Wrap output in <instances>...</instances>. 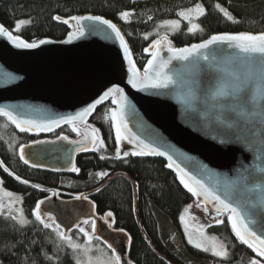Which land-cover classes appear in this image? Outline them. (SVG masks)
<instances>
[{
	"label": "water",
	"instance_id": "95a60500",
	"mask_svg": "<svg viewBox=\"0 0 264 264\" xmlns=\"http://www.w3.org/2000/svg\"><path fill=\"white\" fill-rule=\"evenodd\" d=\"M63 20L57 22L65 25L69 33L77 30L75 21L68 19L69 23L64 24ZM80 26L84 29L83 36L69 40L68 33L61 41L45 39L46 43L38 42L35 48L17 47L7 37L0 36V108L10 111L20 121L47 124L58 120V126L53 124L51 131L35 127L25 131L31 135H49L68 125H85L94 112L115 99L119 101L113 102L114 110L119 113L116 123L121 126L124 137L118 145L122 155L127 152L134 158L163 160L167 170L185 188L179 166L188 174L184 179L190 186L198 189L193 180L199 181L235 207L252 231L264 236V108L250 114L249 109L232 96L213 95L218 90L231 91V85L253 71L247 60L249 54L227 45H210L200 50L199 59L173 60L166 69L173 81L167 88H133L128 83L131 75L128 59L111 30L90 20H82ZM121 35L132 64L143 76L148 60L152 59L151 45L147 51L150 56L140 70L122 32ZM159 55L167 59L169 54L161 50ZM112 88L121 89L124 99L114 92L96 104L82 121L67 124L61 119L76 116ZM0 118L20 131L6 117ZM85 133L78 141L59 137L23 146L24 157L29 162L25 164L20 159L21 148L19 159L33 170L70 175L76 156L91 155L95 148L91 137L86 139ZM140 141L165 155H132L143 146ZM169 163L172 167H168ZM113 178L116 176L98 188L76 195H65L58 190L40 191L46 195L40 200L43 201L40 212L49 223L51 216L68 236L84 227L83 221L89 220L88 224L95 221L96 232L93 234L91 226L92 237L98 235L100 240L97 241L109 252L112 250L105 242L110 243L122 257L121 264H132L128 258L129 235L114 228L112 215H99L92 200ZM188 193L195 204L205 210L206 220L218 215L215 209L219 205L215 201L205 202L203 196Z\"/></svg>",
	"mask_w": 264,
	"mask_h": 264
},
{
	"label": "trees",
	"instance_id": "16d2710c",
	"mask_svg": "<svg viewBox=\"0 0 264 264\" xmlns=\"http://www.w3.org/2000/svg\"><path fill=\"white\" fill-rule=\"evenodd\" d=\"M196 3L205 9V15L197 21L202 31L188 33L185 23H181L177 30L157 27L163 20L170 19L172 13ZM216 4L226 9L236 22L224 17L215 8ZM122 11H129L132 15L127 20L121 19L119 13ZM83 15L101 16L117 25L140 70L150 56L145 49L159 35L168 34L173 46L181 48L200 43L212 34L264 32V0H0V25L26 43H38L45 39L61 41L70 30L53 17L70 19ZM21 20L29 23L22 24L17 30L16 22ZM113 110L114 105L110 100L94 112L91 123L99 129L103 146H99L90 156L78 157L75 168L79 171L69 176L27 168L20 162L10 142L2 138L0 129V161L8 173L20 179H10L1 168L0 177L7 190L21 196L24 219L28 221L21 225L10 216L0 215V264H75L72 252L67 247L54 252L57 240L55 232L52 228H44L32 216L36 203L43 198L40 191L58 188L69 194L83 193L98 188L113 176L116 178L92 200L99 215L110 212L114 228L129 235L128 258L132 264H249L252 259L261 260V264H264V259L235 236L228 222V214L212 215L211 219H219L221 223L207 230L227 244L228 254L225 258L214 257L186 242L180 225L181 215L192 204L200 207L167 170L163 160L134 158L121 153L117 157L118 146L111 116ZM5 120L0 119V124L8 123L10 131L17 137L14 145L22 146L39 138L18 131ZM70 127L59 130L54 136H68ZM101 172L107 175L90 185L89 179ZM25 180L28 183L22 182ZM18 181L23 184H18ZM88 225L91 228V224L85 226Z\"/></svg>",
	"mask_w": 264,
	"mask_h": 264
},
{
	"label": "snow or ice",
	"instance_id": "6c2138e0",
	"mask_svg": "<svg viewBox=\"0 0 264 264\" xmlns=\"http://www.w3.org/2000/svg\"><path fill=\"white\" fill-rule=\"evenodd\" d=\"M215 8L218 9L224 17H226L230 21H234V17L220 4H216ZM121 19L127 20L132 13L129 11H122L119 13ZM176 15L180 19H165L163 20L157 27H167L172 30H177L180 28L181 21H187L189 26L187 28L188 33H195L197 30H201L200 25L194 23L198 17H202L205 15V9L200 3H196L194 7L182 8L177 11ZM54 20L61 21L60 16H54ZM149 20L152 19L151 16L148 17ZM70 20L75 21L77 25V30L75 32L69 33V40L76 38L77 35L83 36L84 29L80 26V22L82 20H90L94 22H98L99 24L105 25L111 32L114 34L115 39L119 41L120 47L124 51L125 59H128L129 63V72L131 73L128 83L133 87H151V88H167L173 81L172 77L168 75L166 69H168L169 65L172 63L173 60H180V61H187L189 58H196L199 59L201 57L198 56L200 50L209 48L210 45H227L228 47H235L239 50L240 53L249 54L247 57L248 63L253 66V71L249 73V75L242 81L237 84L231 85V91L224 92L223 90H218L213 95H230L233 99H236L240 102L242 107H247L250 111V114H255L257 108H264V32L259 34H252L248 32H241V33H218L212 34L208 37V39L203 40L197 44H191L185 47L177 48L173 46L172 42L168 38V34L159 35L158 39L153 40L150 48H151V55L152 59H149L147 65L144 69V75L140 76L135 69V66L132 64L131 59L129 58V50L124 41L121 32L117 29L116 25L111 23L109 20L104 19L101 16H72ZM64 24H68L69 20L65 19L62 21ZM236 22V21H234ZM29 23V21H17L16 28L19 30L22 24ZM0 36H5L7 39L14 43L17 47L23 48H35L37 47L36 43H25L19 36H13L10 31L6 30L4 26L0 25ZM147 39V35L145 36ZM47 41L41 40L40 44H44ZM150 49H145V51H149ZM166 50L169 54L167 59L160 58V51ZM203 59H207V57H202ZM118 93L120 99L123 100V92L119 88H112L109 89L107 92L103 94L94 104L89 105L88 108H85L82 112L77 113L76 116L71 117H63L61 118L64 123L73 124L74 121L80 120L82 121L90 112L96 107V104L101 103L105 98L112 95V93ZM114 103H119L117 100H113ZM113 126L116 130V143L117 146L120 144V141L124 138L121 135V126L116 123L119 117V113L115 110L111 114ZM0 117H6L11 123L15 124L16 127L21 131L25 132L30 130L31 127H35L41 130H48L51 131V127L53 124L58 126V120H52L47 124H36L31 121H20L18 120L10 111L0 108ZM27 125V127L25 126ZM73 132L79 134L80 129L77 127L72 128ZM91 137L90 142L96 146L98 137L96 135V130L93 129L91 133L86 131L85 138ZM63 139H67V137H62ZM143 145V142H139ZM99 146H103V141H99ZM146 149V150H145ZM84 150H87L86 148ZM134 156H145V155H165L164 152H160L149 145H143L139 151H135L131 153ZM128 153L125 152L124 156H127ZM120 152L119 148H117V157L119 158ZM20 159L24 161L25 164H28V160L25 159L23 154V148L20 150ZM169 161L172 160V157H168ZM0 167H3L2 162H0ZM168 167H172V163L168 164ZM178 172L183 173L181 176V183L184 184L185 188L188 189L189 192L192 193L193 196H203L205 202L215 201L218 207H216L215 211L218 215L222 214V212H228L230 215L228 216V222L231 224V228L235 236L239 239L240 242L247 245L248 248L252 249L253 252L260 258H264V236L257 235L254 231H252L247 224L241 219L239 212L235 207H233L230 203L222 200L219 195H216L214 192L209 190L208 188L204 187V185L200 184L199 181L193 180V183L198 186L194 188L189 185L184 179L188 174L180 169L177 166ZM6 172L8 171L7 168L4 169ZM73 172L79 171L77 168L73 167L70 169ZM11 175V173H9ZM107 173H97V176H104ZM18 180L19 177H16ZM23 183H28V181H22ZM9 197L12 196V193H6ZM78 199H86V197H78ZM43 201H39L36 203L35 208L32 210V216L35 217L36 221H39L43 224L44 228H52L56 234L57 240L54 245V252L55 251H62L63 248L66 246L67 248L71 249L72 252L75 254L77 252L81 253L82 255L88 258V264H121L122 257L117 255L116 251L112 248L110 243H106L108 249H111V256L107 260H96L93 261L92 257L89 253L92 249L89 245H81L73 241V239L68 236V234L61 230L59 224L55 222V220L49 216L48 221H45L42 218V214L40 212L41 204ZM4 205L0 203V211H2ZM12 211H14L11 206L9 205V215L11 219L16 221L17 223L23 225L28 223L26 219H24L22 211H17V215H11ZM107 216H111V213H107ZM90 221L85 220L83 223L88 224ZM217 224H220L221 221L219 219L216 220ZM92 231L93 234L96 232V223L95 221H91ZM80 232L83 233L84 238L86 240L89 239V233L86 232L83 228L79 229ZM187 235V233H186ZM95 240H100L98 235L94 236ZM189 243H192L191 238H189ZM197 248L200 247L199 244L195 245ZM207 249H205L206 251ZM212 254L217 257H226L227 252L221 249H217L213 246ZM48 259H52L48 257ZM75 264H80V260L76 259ZM249 264H261V260L252 259L250 260Z\"/></svg>",
	"mask_w": 264,
	"mask_h": 264
},
{
	"label": "rangeland",
	"instance_id": "374dc122",
	"mask_svg": "<svg viewBox=\"0 0 264 264\" xmlns=\"http://www.w3.org/2000/svg\"><path fill=\"white\" fill-rule=\"evenodd\" d=\"M133 1H150V0H133ZM190 6V7H194ZM179 11V10H178ZM177 12H175L174 14L172 13L170 15V19H180L177 15ZM199 18V17H198ZM198 18L196 20H194V23H197ZM181 23H185L186 26L188 27L189 24L187 21H181ZM2 119V118H0ZM2 122V121H1ZM86 128L93 130V128L91 126H86ZM0 129H1V133L2 135L6 138L7 141L10 142L11 146L13 149L18 150V148L20 147V145H14L17 141V137L15 136V134H13L10 130V126L5 125V124H0ZM102 148V147H101ZM101 173H105V172H101ZM104 176H97V173L95 174V176H93L92 178L89 179V184H94L99 182L100 180H102ZM6 193H12L9 192L7 190H5L2 186V181H1V177H0V203H2L4 205V208L2 211H0V215H6V216H10L9 213V205L11 206V208L14 210L12 211L11 215H17V211L15 210H20L22 211L23 217H25L23 209H22V205H21V196L20 195H15L12 193V196L9 197L8 195H6ZM206 213L201 209L198 208L196 206H194L193 204L188 206L182 213L180 221H181V228L184 234V238L186 239V242L193 248L198 249L200 251L206 252L212 256H214L212 254V250H213V246H215L217 249H221L225 252H227L228 254V248H227V244L225 243L224 240H222L220 237L214 235V234H210L208 233V228L210 226H216L218 225L216 223L217 219H211V221L209 222L208 220H206ZM11 217V216H10ZM164 221V219H163ZM165 226L167 225V222L164 223ZM86 232L89 233V239L86 240L84 238V235L82 232L78 230H76L75 232L71 233L69 236L73 239L74 242L83 245H89V247L92 249V251L89 253V255L92 257L93 261L96 260H107L108 258H110L111 256V252H109L105 246H103L99 241L95 240L92 235H91V228L90 226H84L82 227ZM187 233V235H186ZM189 238H191L192 243H189ZM199 244L200 247L197 248L195 245ZM66 247V246H65ZM69 249V248H68ZM205 249H207L205 251ZM71 252L72 250L69 249ZM73 259L76 262V259L80 260V264H88V258L84 255H82L81 253L77 252V253H73ZM217 257V256H214ZM217 258H225V257H217Z\"/></svg>",
	"mask_w": 264,
	"mask_h": 264
},
{
	"label": "flooded vegetation",
	"instance_id": "af4514ba",
	"mask_svg": "<svg viewBox=\"0 0 264 264\" xmlns=\"http://www.w3.org/2000/svg\"><path fill=\"white\" fill-rule=\"evenodd\" d=\"M94 116V114L92 115V117ZM92 117H91V119L85 124V125H83V126H81V127H77L76 125H68V126H72V128L75 126V127H77V128H79L80 129V132H79V134H77L76 132H74L75 134V137H73L72 136V133H73V131H72V128L70 127V129L67 131L69 134H68V136L67 135H65V134H60V135H58V136H54V134L56 133V132H58L59 130H61V129H63V128H65V127H68V126H65V127H63V128H61V129H59V130H57V131H55V132H52L51 134H49V135H41V134H36L39 138L36 140V141H34V142H31V143H29V144H32V143H36V142H39V141H42V140H49V141H53V140H56L57 138H59V137H67V140H69V141H78V140H80V139H82L83 137H84V131H92V130H90V129H88V128H86V126H91L93 129H95L96 130V135H97V137H98V141H97V145L95 146V148H94V150H93V152H92V154H94L95 153V151H96V149L99 147V141H101L102 140V138H101V134H100V131H99V129L97 128V127H95L94 126V124L93 123H91V120H92ZM3 120H5L4 118H2ZM5 122H6V120H5ZM2 124H5V125H8V123L6 122V123H2ZM9 126V125H8ZM21 132V131H20ZM29 134V133H28ZM4 136L2 135V138H3ZM5 138V137H4ZM6 139V138H5ZM29 144H25V145H22V146H20L19 148H18V150L21 148V147H23V146H26V145H29ZM18 150H16L17 151V156H18ZM83 157V156H90V155H77L76 156V159H75V163H76V160H77V158L78 157ZM18 158H19V156H18ZM20 160V159H19ZM21 162V161H20ZM26 166V165H25ZM27 167V166H26ZM74 167H75V165H74ZM28 168V167H27ZM29 169H31V168H29ZM31 170H33V169H31ZM35 171H40V170H35ZM43 172V171H42ZM46 173H48V172H46ZM73 173V172H72ZM71 173V174H72ZM51 174V173H50ZM70 174V175H71ZM52 175H56V174H52ZM57 176H69V175H57ZM10 178V177H9ZM10 179H12V178H10ZM13 180V179H12ZM1 181H2V179H1ZM19 184V183H18ZM2 186H3V182H2ZM3 188L5 189V190H7L4 186H3ZM50 190H58L60 193H62V194H65V195H76V194H79V193H75V192H73L72 194H69V193H67L64 189L62 190H60V189H50ZM7 191H9V192H11L10 190H7ZM45 191H49V190H45ZM13 193V192H12ZM13 194H15V195H18V194H16V193H13ZM41 194V193H40ZM42 196H43V198L42 199H44L45 197H46V195H44V194H41ZM67 198L68 196H64V198ZM21 205H22V198H21ZM23 209V208H22Z\"/></svg>",
	"mask_w": 264,
	"mask_h": 264
}]
</instances>
